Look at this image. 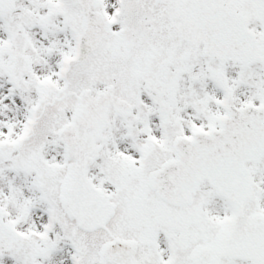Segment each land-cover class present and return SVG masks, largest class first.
I'll return each instance as SVG.
<instances>
[{"label":"snow or ice","instance_id":"1","mask_svg":"<svg viewBox=\"0 0 264 264\" xmlns=\"http://www.w3.org/2000/svg\"><path fill=\"white\" fill-rule=\"evenodd\" d=\"M0 264H264V0H0Z\"/></svg>","mask_w":264,"mask_h":264}]
</instances>
